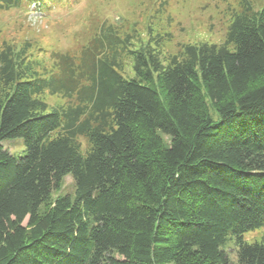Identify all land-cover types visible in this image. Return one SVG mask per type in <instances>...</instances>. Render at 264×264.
<instances>
[{
  "label": "trees",
  "instance_id": "1",
  "mask_svg": "<svg viewBox=\"0 0 264 264\" xmlns=\"http://www.w3.org/2000/svg\"><path fill=\"white\" fill-rule=\"evenodd\" d=\"M254 5L238 1L222 45L175 55L153 46L151 27L143 42L105 23L78 51H52L50 69L26 41L1 42L0 264H264V3ZM15 138L20 156L2 145ZM67 175L73 195L53 197ZM256 231L262 240L247 241Z\"/></svg>",
  "mask_w": 264,
  "mask_h": 264
},
{
  "label": "rangeland",
  "instance_id": "2",
  "mask_svg": "<svg viewBox=\"0 0 264 264\" xmlns=\"http://www.w3.org/2000/svg\"><path fill=\"white\" fill-rule=\"evenodd\" d=\"M239 0H73L70 6L56 7L40 14L35 11L0 10V44L11 42L30 44V53L50 69L52 51H78L95 34L102 23L122 26L121 30L136 29L138 39L146 42V31L151 27L163 56L175 55L185 44L208 43L222 45ZM259 9L264 0H250ZM166 9V10H165ZM137 46V41L133 40ZM158 46H157V45ZM125 76H132L127 62ZM51 106L64 104L58 96L44 94ZM3 147L14 156L23 152L21 139H7ZM73 195L70 175L64 177L57 195ZM247 241L262 240L259 231L247 234ZM234 258L233 255L230 256Z\"/></svg>",
  "mask_w": 264,
  "mask_h": 264
}]
</instances>
